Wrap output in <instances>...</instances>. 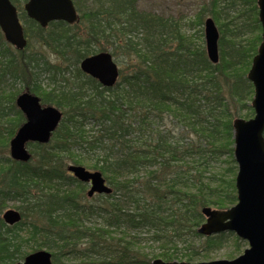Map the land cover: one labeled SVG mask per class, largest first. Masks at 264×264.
Segmentation results:
<instances>
[{"label": "trees", "instance_id": "16d2710c", "mask_svg": "<svg viewBox=\"0 0 264 264\" xmlns=\"http://www.w3.org/2000/svg\"><path fill=\"white\" fill-rule=\"evenodd\" d=\"M26 1L11 0L26 46L16 49L0 30V264L43 248L51 264L211 260L227 238L240 251L246 242L233 232L204 237L196 228L202 207L236 202L231 122L235 114L253 115L246 74L261 40L256 0H209L189 19L201 32L205 14L214 20L217 63L207 58L203 32L198 42L178 19L139 9L136 0H72L78 19L46 27L27 17ZM245 5L258 32L241 40L233 15ZM101 51L127 67L112 87L79 68L82 58ZM40 72L49 74L44 85ZM22 88L62 113L49 142L28 145L27 162L7 154L24 121L16 104ZM165 120L182 127V139L163 127ZM223 160L230 165L215 170ZM69 163L99 170L112 192L88 199ZM8 202L22 215L12 225L1 218ZM93 214L98 225L89 220ZM142 229L159 245L150 257L140 247Z\"/></svg>", "mask_w": 264, "mask_h": 264}, {"label": "water", "instance_id": "95a60500", "mask_svg": "<svg viewBox=\"0 0 264 264\" xmlns=\"http://www.w3.org/2000/svg\"><path fill=\"white\" fill-rule=\"evenodd\" d=\"M258 20L261 24V41L252 57L247 79L253 85L250 102L254 114L251 118L234 117L233 153L237 163L235 176L237 201L228 208L212 206L201 208L205 220L197 228L204 236L232 231L247 241L242 254L233 259H217L200 262L151 260V264H264V0H256ZM27 17L46 27L51 21L61 20L73 23L78 14L72 0H27L24 3ZM0 30L4 39L16 49H23L27 40L16 6L11 0H0ZM219 31L211 17L204 20V40L207 58L212 63L219 60ZM80 69L96 78L106 87L117 81L119 69L111 53L101 51L84 57ZM17 107L24 114L25 121L9 140V156L27 162L31 158L26 144L29 141L47 143L58 126L62 113L52 105H41L38 96L24 91L16 98ZM67 170L81 182L89 184L86 196L111 193L100 171L88 170L82 165L68 164ZM6 224L21 220L20 211L14 208L4 210L1 215ZM51 254L46 250L28 253L22 261L13 264H51Z\"/></svg>", "mask_w": 264, "mask_h": 264}, {"label": "rangeland", "instance_id": "374dc122", "mask_svg": "<svg viewBox=\"0 0 264 264\" xmlns=\"http://www.w3.org/2000/svg\"><path fill=\"white\" fill-rule=\"evenodd\" d=\"M136 1H137L136 2L137 7L139 9H142L145 11H150V12H153L155 14L161 15L163 17L172 16V17L178 19L182 28H185L186 34L187 35H189V34L193 35V37L198 42H201L200 35L203 32L204 25L203 24L201 25L202 26V32H201L199 30L198 26H195V25H192L191 23H189V19L192 20L193 14L198 9L199 4L207 5L208 4L207 2L209 0H136ZM245 7L242 6L239 9V12L235 11L234 13H236V14L231 12L232 14H234L233 16H235L234 17L235 18L234 23L237 24L240 28V30L235 32V33H237V35L240 37L241 40L246 39L248 36L252 37L258 32L256 30V28H254L255 26L253 23V11H251L247 5H245ZM232 14H230V15H232ZM207 16H209V15L205 14L203 19H205ZM202 38H203V45H204V33H203ZM38 49L40 51L42 50L48 59L55 60V56L52 53L46 51L44 48L39 47V46H38ZM115 60L118 64L119 69H122V71L126 72L127 71L126 65L121 64L119 62V60H117V59H115ZM67 75L69 76L70 73H67ZM48 76H49V74L47 72H40L39 78L42 81L43 85L48 82ZM13 86L16 89H20L22 87L19 82L13 83ZM23 89L24 88H22L21 91H23ZM46 104H48V103H46ZM248 104L250 106V100L248 101ZM48 105H50V104H48ZM237 107H236V109L234 108V112H236V111L239 112V109H237ZM243 111H245V110H243ZM236 116H238V114H235L234 117H236ZM162 125H163V127L166 126L170 129H172V133L175 135L176 140L182 139L181 137H182L183 133H182V127L180 125H178V124L173 125L172 122H169L168 120H165L162 123ZM95 131H96L95 128L90 130V132H88V136L96 135L97 132H95ZM184 142L185 141H183V143ZM28 149L31 150V147H28ZM7 154L9 155V150H7ZM220 158L222 160L225 157L221 156ZM227 165H230V164L225 162V160L217 161L216 166H218V167L215 170H219L220 168L222 169V168L226 167ZM235 174H236V170H235ZM7 208H16L15 203L14 202H8L7 206L2 210V212ZM89 220L92 224L98 225L100 223L101 218L97 214H93L89 218ZM142 231L143 232L141 233L140 247L142 248V251L148 253V255L150 257V256H152L151 255L152 253L157 252L159 250V245L154 239H152L150 237V232L147 229H142ZM197 242H199V239L197 240ZM182 245H183L182 243H179L178 248L182 249L181 248ZM247 246H248L247 243H245L244 245H241L240 251L236 252L234 249V244L232 243V239L227 238V240L220 247L213 249L211 251V254H210L211 260L212 259H230V258H233V257L239 255L240 253H242L244 248H246ZM43 249H45V248H43ZM45 250H47V249H45ZM157 258H159V257H157Z\"/></svg>", "mask_w": 264, "mask_h": 264}, {"label": "flooded vegetation", "instance_id": "af4514ba", "mask_svg": "<svg viewBox=\"0 0 264 264\" xmlns=\"http://www.w3.org/2000/svg\"><path fill=\"white\" fill-rule=\"evenodd\" d=\"M86 75H88V74H86ZM89 76V75H88Z\"/></svg>", "mask_w": 264, "mask_h": 264}]
</instances>
